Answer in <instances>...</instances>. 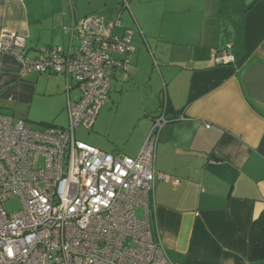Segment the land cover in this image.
Wrapping results in <instances>:
<instances>
[{
	"label": "crops",
	"instance_id": "0c3cea01",
	"mask_svg": "<svg viewBox=\"0 0 264 264\" xmlns=\"http://www.w3.org/2000/svg\"><path fill=\"white\" fill-rule=\"evenodd\" d=\"M100 1L83 10V0H0V37L6 30L23 35L34 57L44 46H68L66 24L88 15L121 19L134 31L135 52L126 71L113 70L111 101L87 143L136 157L153 118L164 112L169 121L157 147L150 215L169 264H264L249 258L251 226L264 211V0H129L128 8L121 0ZM224 49L235 60L215 63ZM20 73L19 59L0 51L4 114L36 98L59 100L67 111L64 75L65 90L62 81L41 90L40 78ZM130 97L145 113L127 127L119 109Z\"/></svg>",
	"mask_w": 264,
	"mask_h": 264
},
{
	"label": "built area",
	"instance_id": "2783aa9c",
	"mask_svg": "<svg viewBox=\"0 0 264 264\" xmlns=\"http://www.w3.org/2000/svg\"><path fill=\"white\" fill-rule=\"evenodd\" d=\"M121 2L129 7V0ZM63 30L68 46H44L34 57L23 35L6 30L0 37V51L19 59L22 78L62 74L68 92L65 127L29 129L0 110V264H169L150 215L165 113L153 118L136 157L107 153L75 135L80 127L93 130L110 101L113 70L126 71L135 52L134 31L121 19L95 15ZM234 60L227 49L214 55L217 64ZM13 197L22 207L9 213L4 204Z\"/></svg>",
	"mask_w": 264,
	"mask_h": 264
},
{
	"label": "rangeland",
	"instance_id": "374dc122",
	"mask_svg": "<svg viewBox=\"0 0 264 264\" xmlns=\"http://www.w3.org/2000/svg\"><path fill=\"white\" fill-rule=\"evenodd\" d=\"M83 3L85 4L83 10H87L89 8H96L98 4L99 5L102 4L100 0H83ZM127 12H129V10H127ZM136 40L133 42V45H135ZM32 73L29 74L27 79L32 82H35L37 81V78H40V81L38 82L39 83L38 86L41 90L45 88H48L49 90H53L60 83L59 81H62V83L60 84H62V87H64L65 90L66 87L65 79L62 76V74H48V73H39V72H32ZM49 78L51 79L50 81L48 80ZM111 81L113 83V79ZM77 94L78 92L75 91V93H73L74 97L77 96ZM113 100L114 102H111V107L113 104L117 105L116 99L113 98ZM153 107L154 105H152V108L148 106L146 109L147 112L146 114H150V115L153 114L155 110ZM61 108H59V100L36 98L33 104L29 108L19 111L15 109V111L12 110L8 112V115L10 114V116L16 120L25 121L26 127L29 129H39L41 128V126L48 124H53L56 126H67L68 123L67 111H65L64 108L62 109ZM144 113L145 112H144L143 104L141 103V101H138L136 97L134 98L130 97L124 100L119 109V114L123 118L125 125L127 127L130 126L131 124L138 125L139 121L141 120L139 119V117ZM146 119L149 118L146 117ZM91 134L92 132H88V130L84 127L77 128L75 131L77 140L83 141L85 143L88 142V138ZM4 207L9 213L17 212L22 207L21 200L18 197L10 198L5 202ZM142 215H143L142 210L139 209V217H142Z\"/></svg>",
	"mask_w": 264,
	"mask_h": 264
},
{
	"label": "trees",
	"instance_id": "16d2710c",
	"mask_svg": "<svg viewBox=\"0 0 264 264\" xmlns=\"http://www.w3.org/2000/svg\"><path fill=\"white\" fill-rule=\"evenodd\" d=\"M249 258L252 261L264 260V211L256 217L251 226Z\"/></svg>",
	"mask_w": 264,
	"mask_h": 264
}]
</instances>
